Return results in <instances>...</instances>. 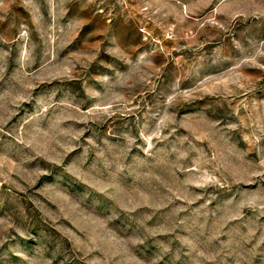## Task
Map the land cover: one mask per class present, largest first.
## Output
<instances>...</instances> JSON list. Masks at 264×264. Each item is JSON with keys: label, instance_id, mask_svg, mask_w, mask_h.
<instances>
[{"label": "rangeland", "instance_id": "374dc122", "mask_svg": "<svg viewBox=\"0 0 264 264\" xmlns=\"http://www.w3.org/2000/svg\"><path fill=\"white\" fill-rule=\"evenodd\" d=\"M0 264H264V0H0Z\"/></svg>", "mask_w": 264, "mask_h": 264}]
</instances>
